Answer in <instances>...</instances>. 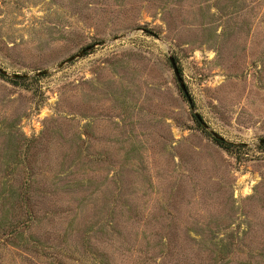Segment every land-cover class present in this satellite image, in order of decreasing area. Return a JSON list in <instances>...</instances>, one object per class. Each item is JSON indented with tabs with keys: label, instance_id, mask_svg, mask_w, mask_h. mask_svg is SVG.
<instances>
[{
	"label": "rangeland",
	"instance_id": "rangeland-1",
	"mask_svg": "<svg viewBox=\"0 0 264 264\" xmlns=\"http://www.w3.org/2000/svg\"><path fill=\"white\" fill-rule=\"evenodd\" d=\"M0 69V264H264V0H0Z\"/></svg>",
	"mask_w": 264,
	"mask_h": 264
},
{
	"label": "water",
	"instance_id": "water-1",
	"mask_svg": "<svg viewBox=\"0 0 264 264\" xmlns=\"http://www.w3.org/2000/svg\"><path fill=\"white\" fill-rule=\"evenodd\" d=\"M86 50H88V48H86V49L82 50L80 53H78V54H76V55H74V56L68 58L65 62L61 63L60 65H63V64H65V63H68V62L73 61L74 59H76L77 57H79L80 55H82ZM169 62H170V65H171V67H172V70H173V73H174V75H175V78H176V80H177V82H178V84H179V88H180L181 92H182L183 95L185 96V98H186V100H187V102H188L190 108L193 109L192 100H191V98H190V96H189V93H188V91H187V89H186V86L184 85V83H183V81H182V78H181V76H180V73H179L178 67H177L176 62H175V60H174V58H173L172 56H169ZM0 73H1L2 75L8 76V74H7L5 71L1 70V69H0ZM47 73H48V71H42V72H38V73H36V75H37V76H39V75H45V74H47ZM12 77H13V78H18V79H19V78H26V77H28V75H19V74H16V75H13ZM195 117H196L197 120L201 121V119H200V117H199L198 115H195ZM212 135H213V137H214L215 139L223 140V139H222L220 136H218L216 133H213ZM260 144H264V139L260 140Z\"/></svg>",
	"mask_w": 264,
	"mask_h": 264
},
{
	"label": "trees",
	"instance_id": "trees-1",
	"mask_svg": "<svg viewBox=\"0 0 264 264\" xmlns=\"http://www.w3.org/2000/svg\"><path fill=\"white\" fill-rule=\"evenodd\" d=\"M10 81H12V82H18V81H23L22 79L20 80V79H15V80H10ZM181 92V91H180ZM181 94L183 95V93L181 92ZM183 97L185 98V96L183 95ZM186 99V98H185ZM187 101V100H186ZM195 121L197 122V124H199L198 123V120L195 118ZM213 141L218 145V146H220L224 151H226V152H228V153H230V154H232L234 151H238L237 153H238V156H240L241 155V151L242 150H244V149H246L247 148V145H245V144H240V145H237V144H232V143H228V142H226V141H224V140H218V139H215V138H213ZM261 147H264V145H262ZM24 225H21V223H18V225L15 227V229L14 230H11L10 231V235H14V237H19V229H21L22 227H23ZM12 233V234H11ZM8 234V235H9ZM13 237V236H12Z\"/></svg>",
	"mask_w": 264,
	"mask_h": 264
}]
</instances>
